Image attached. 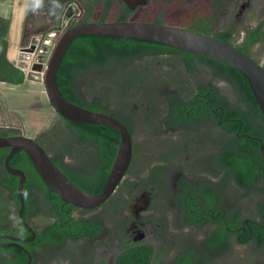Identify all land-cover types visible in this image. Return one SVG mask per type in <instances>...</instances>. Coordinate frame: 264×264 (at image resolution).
<instances>
[{"label": "flooded vegetation", "instance_id": "af4514ba", "mask_svg": "<svg viewBox=\"0 0 264 264\" xmlns=\"http://www.w3.org/2000/svg\"><path fill=\"white\" fill-rule=\"evenodd\" d=\"M113 1L35 0L47 21L38 30L48 31L57 17L60 26L71 7L78 14L64 30L93 21L88 17L92 4ZM154 2L158 12L167 10L162 0L138 5L118 0V6L121 11L136 10ZM216 4L209 10L212 24L230 30L232 41L246 42L249 30L260 24L264 28L259 14L239 31L224 23L231 5L236 9L234 22L251 19L254 0ZM263 43L251 44L246 51L264 69L253 53ZM198 74L197 81H211L209 73ZM211 84L219 98L240 104L229 83L214 79ZM207 97L196 102L198 113L173 116L172 123L164 120L166 113L147 124L140 115L117 118L132 138L131 162L115 192L94 208L64 202L43 182L24 150L7 162L24 174L21 197L20 176L5 165L10 149L0 148V264H129L134 259L137 264H264V224L258 209L264 200V173L243 193L235 175L220 166L237 153L236 142L249 136L242 132L239 117H229ZM54 122L33 139L76 186L99 194L115 157L97 143L101 131L58 116ZM111 141L118 146L119 134L117 139L111 135ZM252 171L258 173L257 168ZM121 187L122 197L115 194Z\"/></svg>", "mask_w": 264, "mask_h": 264}, {"label": "trees", "instance_id": "16d2710c", "mask_svg": "<svg viewBox=\"0 0 264 264\" xmlns=\"http://www.w3.org/2000/svg\"><path fill=\"white\" fill-rule=\"evenodd\" d=\"M162 1L167 4V10H162V13L158 12L155 2L136 10L118 9L116 12L113 4L96 2L88 10V17L94 22L138 21L176 26L215 37L246 55L251 44L264 41V28L261 24L248 31V38L243 43L232 41L230 30L216 29L209 10L212 11V6L217 5L218 0ZM40 5L44 7L43 3ZM115 16L117 17L114 18ZM58 18L54 19L53 26L48 30L60 29ZM9 31L10 20L0 15V84L20 85L25 81V72L10 58L7 39ZM24 42L21 39V45ZM205 72L209 73L211 81H197L198 73L205 75ZM214 79L229 83L240 104L230 105L225 99L219 98L216 88L211 84ZM56 84L60 94L76 105L109 114L121 121L127 115H140L143 124L164 113L167 115L164 120L169 118V123H172L173 116L198 113L200 99L207 97L209 93L207 98L211 103L222 105L229 117H239L242 120V132L249 136L246 140L236 142L237 153L221 162L220 166L235 175L243 193L253 188L260 178L258 176L264 173L260 153V143L264 142V118L245 76L220 61L135 38L79 35L65 50L56 72ZM57 116L62 118L58 114ZM55 123L57 122L40 133L53 127ZM81 124L86 123H77L75 126ZM90 125L92 130L101 131L102 137L97 139V143L104 150L112 151L114 156L117 143L111 141V135L117 139L116 130L102 124ZM20 133L23 132L19 127L0 126V135ZM106 135L108 136L105 137ZM254 137L259 138V141H255ZM254 168L260 174L254 176ZM123 190L121 187L115 194L122 197ZM259 203L258 209L264 224V200ZM129 264H137L136 259L130 260Z\"/></svg>", "mask_w": 264, "mask_h": 264}, {"label": "water", "instance_id": "95a60500", "mask_svg": "<svg viewBox=\"0 0 264 264\" xmlns=\"http://www.w3.org/2000/svg\"><path fill=\"white\" fill-rule=\"evenodd\" d=\"M125 1L133 2L135 5L144 3V0ZM79 35L135 38L220 61L245 76L255 103L264 118V69L230 44L212 36L156 22L89 21L77 23L64 30L49 58L44 74L46 95L60 117L75 123L102 124L117 131L119 141L110 173L99 194L88 193L69 180L33 138L25 135L0 136V148L10 149L5 159L7 170L20 176L18 191L21 197L24 174L20 170L11 169L7 164L8 159L19 150L27 153L38 175L51 191L64 202L82 208H94L107 200L124 178L131 162L132 138L126 126L109 114L92 111L66 100L57 88L56 72L60 61L70 42ZM260 153L264 162V142L260 143Z\"/></svg>", "mask_w": 264, "mask_h": 264}, {"label": "rangeland", "instance_id": "374dc122", "mask_svg": "<svg viewBox=\"0 0 264 264\" xmlns=\"http://www.w3.org/2000/svg\"><path fill=\"white\" fill-rule=\"evenodd\" d=\"M32 2L33 0H0V15L10 20V31L7 36L10 58L25 72L23 84H0V126L19 127L25 136L31 138L57 119V113L50 106L46 95L44 74L52 50L67 21L78 14V10L71 7L65 12L59 30L40 31L38 28L47 21L41 17L43 9L39 8L36 2L30 8ZM254 2L256 6L252 10L253 16L251 19L241 21V24L234 22L233 14L236 13V9L232 5L227 8L225 25L239 31L242 24L253 23L258 14L264 17V2L262 0ZM113 3L116 12L119 9L118 0H114ZM21 39L25 41L22 45ZM253 53L264 63V43L255 47Z\"/></svg>", "mask_w": 264, "mask_h": 264}, {"label": "crops", "instance_id": "0c3cea01", "mask_svg": "<svg viewBox=\"0 0 264 264\" xmlns=\"http://www.w3.org/2000/svg\"><path fill=\"white\" fill-rule=\"evenodd\" d=\"M34 1H35V0H33V2H34ZM33 2H32V3H33ZM5 18H6V17H5ZM1 84H2V83H1Z\"/></svg>", "mask_w": 264, "mask_h": 264}]
</instances>
